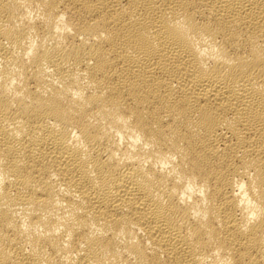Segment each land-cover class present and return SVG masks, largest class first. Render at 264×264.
<instances>
[{"label":"bare ground","instance_id":"obj_1","mask_svg":"<svg viewBox=\"0 0 264 264\" xmlns=\"http://www.w3.org/2000/svg\"><path fill=\"white\" fill-rule=\"evenodd\" d=\"M0 264H264V0H0Z\"/></svg>","mask_w":264,"mask_h":264}]
</instances>
